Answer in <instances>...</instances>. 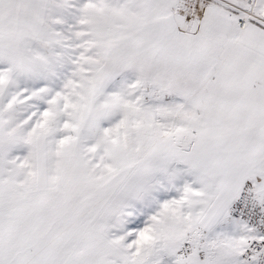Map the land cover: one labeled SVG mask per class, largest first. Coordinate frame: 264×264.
<instances>
[{
	"label": "snow or ice",
	"instance_id": "6c2138e0",
	"mask_svg": "<svg viewBox=\"0 0 264 264\" xmlns=\"http://www.w3.org/2000/svg\"><path fill=\"white\" fill-rule=\"evenodd\" d=\"M0 264H264V0H0Z\"/></svg>",
	"mask_w": 264,
	"mask_h": 264
}]
</instances>
